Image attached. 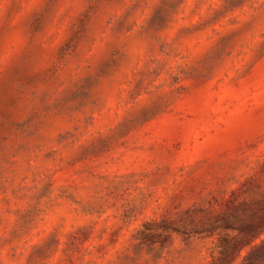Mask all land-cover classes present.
Here are the masks:
<instances>
[{
  "label": "rangeland",
  "instance_id": "rangeland-1",
  "mask_svg": "<svg viewBox=\"0 0 264 264\" xmlns=\"http://www.w3.org/2000/svg\"><path fill=\"white\" fill-rule=\"evenodd\" d=\"M0 264H264V0H0Z\"/></svg>",
  "mask_w": 264,
  "mask_h": 264
}]
</instances>
